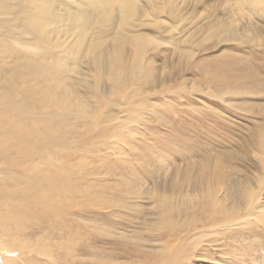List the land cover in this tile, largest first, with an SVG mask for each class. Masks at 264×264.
Masks as SVG:
<instances>
[{"label":"rangeland","instance_id":"obj_1","mask_svg":"<svg viewBox=\"0 0 264 264\" xmlns=\"http://www.w3.org/2000/svg\"><path fill=\"white\" fill-rule=\"evenodd\" d=\"M165 1L130 2L131 25L160 26L143 29L150 41L134 38L144 49L137 53L129 46L115 72L121 73L117 85L103 64L97 93L74 89L101 111L92 120L101 126L91 133H99V145L82 136L90 147L83 150L89 165L81 177L91 195L79 197L77 218L107 235L92 246L111 264H264V188L253 183L261 194L246 212L234 203L243 177L260 176L255 141L264 134V0H171L173 11ZM12 16L2 13L0 23ZM233 30L235 40H226ZM60 36L64 46L71 43ZM13 60L0 62L4 75ZM81 63L79 79L91 86V63L86 56ZM209 74L225 76L232 93H221ZM103 131L113 133L109 141ZM204 186L215 189L209 198L219 210L202 206L209 192ZM163 195L182 205L169 230L156 210ZM183 197H191L197 211L187 209ZM208 213L216 217L210 220ZM23 256L13 264H28L29 254Z\"/></svg>","mask_w":264,"mask_h":264},{"label":"bare ground","instance_id":"obj_2","mask_svg":"<svg viewBox=\"0 0 264 264\" xmlns=\"http://www.w3.org/2000/svg\"><path fill=\"white\" fill-rule=\"evenodd\" d=\"M131 1L134 0H0V15H13L9 22L0 23V29H5L0 36V62L14 58L6 75L0 69V264H13L14 258L28 254V264L112 262L102 259L92 246L96 237L107 235L100 236L95 227L82 224L77 218L79 197L91 195L87 188L90 184L81 177V169L89 165L83 150L90 147L82 136L87 135L93 145H99L96 139L99 133L94 136L91 133L101 126V121H92L100 117L101 111L74 89L83 87L86 92L97 93V86L104 80L102 67L107 65L108 79L117 85L121 73L115 72L125 64L126 50L130 45L132 52L144 49L142 41L134 38L152 40L143 29L160 25L157 21H135L131 25V14L127 11ZM170 1H165L166 8L173 11ZM137 13L135 10V17ZM143 17L150 19L144 14ZM100 25L103 26L99 28ZM233 34H236L234 30L230 31L226 40H235L237 34ZM60 35L71 38V43L64 46ZM11 43L12 48L20 46L22 50L13 53ZM34 49L37 55H32ZM84 55L93 70L91 86L79 79ZM208 79L220 91L225 90L221 93H232L227 89L231 84L225 76L209 74ZM244 79L237 77L239 82L247 80ZM128 80L124 74V83ZM30 85L33 86L29 88ZM259 115L264 116V110ZM100 134L104 141L113 135L110 131ZM255 143L258 147L255 166L260 176L243 177L240 198L234 200L239 210L245 212L261 194L253 183L264 188V134ZM79 153L82 155L77 159ZM203 190L207 193L209 189L204 186ZM214 193L215 189L209 190L202 206L219 210L220 205L211 204L215 199L209 198ZM84 199L89 202L88 198ZM179 201L192 212L197 211L191 197ZM157 202L159 219L169 230L182 205L178 203L177 207L164 195ZM206 215L210 220L216 217L211 213ZM259 221L264 223L262 219ZM84 254L88 256L81 260L83 256L78 255Z\"/></svg>","mask_w":264,"mask_h":264}]
</instances>
